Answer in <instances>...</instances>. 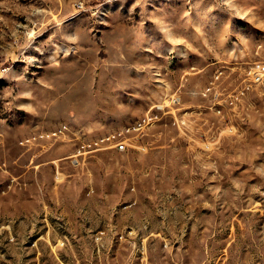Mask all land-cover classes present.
Wrapping results in <instances>:
<instances>
[{"label":"rangeland","instance_id":"obj_1","mask_svg":"<svg viewBox=\"0 0 264 264\" xmlns=\"http://www.w3.org/2000/svg\"><path fill=\"white\" fill-rule=\"evenodd\" d=\"M257 63L264 0H0V264H264Z\"/></svg>","mask_w":264,"mask_h":264},{"label":"built area","instance_id":"obj_2","mask_svg":"<svg viewBox=\"0 0 264 264\" xmlns=\"http://www.w3.org/2000/svg\"><path fill=\"white\" fill-rule=\"evenodd\" d=\"M253 82H262L264 80V63H257L253 69ZM117 149H125L126 144L123 141H120L116 144Z\"/></svg>","mask_w":264,"mask_h":264}]
</instances>
